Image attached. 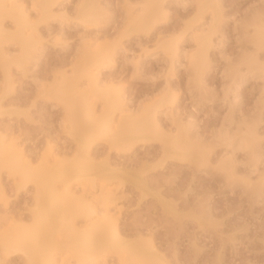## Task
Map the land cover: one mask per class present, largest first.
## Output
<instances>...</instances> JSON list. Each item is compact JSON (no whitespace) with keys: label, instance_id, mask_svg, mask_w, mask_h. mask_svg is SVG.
<instances>
[{"label":"rangeland","instance_id":"1","mask_svg":"<svg viewBox=\"0 0 264 264\" xmlns=\"http://www.w3.org/2000/svg\"><path fill=\"white\" fill-rule=\"evenodd\" d=\"M21 1L32 4V0ZM82 1H62L53 21L31 12L33 28L25 31L34 29L44 36L46 49L25 70L11 66L13 82L7 91V75L0 57V131L15 138L30 159L26 179L7 166L0 167V237L14 223L32 226L35 213L47 209L48 192H43L42 201H38L34 182H25L33 175V169L53 170L56 158L62 159L66 169L79 159V142L67 121L58 84L77 78L78 70L88 64L84 43L89 41L114 47L115 61L112 66L99 67L100 77L105 84L125 92L128 108L133 110L172 94L176 116L158 114L162 125L175 133L177 124L191 117L196 125L191 127V133L208 152L197 159L179 158L166 156L158 139L140 140L130 149H119L106 138L97 137L89 147L93 163L98 166L94 180L71 182L72 190L81 199L78 208L92 206L113 212L125 242L136 246L151 239L156 257L163 264H264V80L254 73L264 65V45L258 43L255 33L258 24H264V0H220L222 20L210 50L212 66L201 71L188 59H183L173 71L170 54L165 50L166 41L183 34L189 22L199 25L211 20L208 11L200 19L198 0H186L185 5L179 0H165L167 13L147 31H126L128 19L141 12L143 0H97L105 12L99 22L62 27L59 19L73 20L75 7ZM3 25L11 34L16 30L11 17H5ZM59 31L64 35L56 40ZM187 34L180 44L192 55L197 51L196 42ZM13 42L7 40L4 49L18 50ZM222 70L228 74L225 76ZM86 80L85 76L80 77V88L85 87L91 94ZM228 87L234 90L226 95ZM234 94L235 116L255 125L259 135L253 153L236 151L232 162L235 176H231L223 167L230 152L215 132L225 128L229 99ZM89 102L95 114L100 115L103 100L90 98ZM77 105L82 106L80 100ZM247 178L252 185L245 182ZM52 186L56 201L60 202L65 194L62 180ZM102 191L109 195L104 196ZM90 221L84 215L74 218L76 227ZM98 254V264H136L127 253L120 255L115 249ZM67 255L71 264H79L76 257ZM0 264H27V258L22 251L7 254L0 243Z\"/></svg>","mask_w":264,"mask_h":264},{"label":"bare ground","instance_id":"2","mask_svg":"<svg viewBox=\"0 0 264 264\" xmlns=\"http://www.w3.org/2000/svg\"><path fill=\"white\" fill-rule=\"evenodd\" d=\"M62 1L64 0H32V4L28 6L21 0H0V57L7 75L6 91L11 88L13 82L10 72L11 66L15 64L25 70L32 60L36 63L44 53V49H46L44 36L36 33L34 29L30 33L25 31L28 27L33 28L32 11L39 13L41 19H51L53 21L58 15L56 8L62 4ZM179 1L185 5L186 0ZM164 2L165 0H143L141 12L130 16L126 24V31L149 30L167 13ZM75 9L76 15L73 20L67 21L65 17L59 19L62 27L70 24L97 23L105 13L97 0H84ZM206 11L211 15L208 24L204 21L199 25H196L197 22L195 24L189 22L183 34L166 41L165 50L170 54V65L173 71L177 68V64H182L183 59H188L189 63L199 71L212 66L210 50L214 46V34L222 20L220 0H198V14L201 20L204 18L203 14ZM131 12L134 11L131 10ZM5 17H11L15 22L16 30L12 34L3 25ZM200 19L198 22L201 21ZM60 30L62 31L63 28ZM63 33L57 32L55 39L61 40ZM186 33H188L190 39H194L196 42L197 51L192 55H189L180 44V39ZM255 33L258 43L264 45V24H258ZM9 39L14 40L12 44L18 45V50H11V52L4 49V43ZM93 45H96V47H93ZM114 51V47H106L98 45L96 42L86 41L84 43V56L85 59L89 60L88 64L78 70L77 78H67L58 84V88L62 93L61 100L64 102L67 111V121L71 125L72 134L79 142L80 155L79 159L69 164L66 169H63L62 159L56 158L55 169L51 170L46 167L33 169L31 171L33 175L25 180V182L29 180L34 182L39 194L38 201H42L43 192H48L45 200L47 209L43 212L37 211L34 224L28 228L22 222L11 225L7 232L0 237V243L7 254L13 251H22L26 255L27 264H71L67 254L76 257L79 264H98L97 254L108 249H115L120 255L124 252L127 253L128 259L136 264H163L160 258L156 257L158 253L151 239H148L147 243H139L136 246L125 242L118 229L117 217L112 214L113 212L99 211L92 206L89 209L78 208L81 199L71 188L73 180L79 182L84 179L94 180L98 166L93 163L89 147L97 137L106 138L119 149H130L135 142L140 140L158 139L162 143L166 156L179 158L197 159L208 152L207 148L197 143L191 133V127L196 126L195 120L191 117L186 121L179 122L175 133L168 132L162 125L158 114L169 115V118L176 116L177 106L174 107L175 97L172 94L163 95L158 102L139 103L140 105L136 109L131 110L125 105V92L103 82L104 78L102 80L100 77L99 67L102 64L112 66L115 61ZM81 53L83 54V52ZM224 55L226 58V54ZM107 67L109 68V66ZM226 70H222L225 76L228 74ZM254 73L264 80V65L255 70ZM82 76L87 78L86 82L90 85L91 94L84 86H82L84 88H80L79 83ZM232 90L228 87L226 95ZM261 93L264 94V85L261 88ZM90 98L93 100L101 98L103 100L104 109L100 115L95 114L93 105L89 102ZM236 98L237 95L234 94V97L229 99V112H227L225 118V128H220L221 130L219 129L220 131L215 132L216 135L214 134L219 141L226 145L228 148L226 149L230 152V159L223 167L229 171L231 176H235L232 162L236 151L249 150L253 153L254 142L259 135L258 128L248 123L244 116L246 120L241 118L242 116L240 118L235 116ZM79 100L82 103L81 107L77 105ZM29 165L30 159L23 149L17 146L15 138L10 139L6 133L0 131V167L7 166L26 179L30 170ZM252 168L254 167L251 166ZM58 179L62 180L65 190L64 196L60 197V202L56 201L55 192L51 190L52 185ZM245 182L252 185L249 178L245 179ZM102 192H104V196L109 195L108 191ZM62 203L64 205L58 207ZM81 215L89 216L91 221L84 226L76 227L74 218ZM54 219L55 221H53ZM46 229L50 230V233H47L48 235L42 233Z\"/></svg>","mask_w":264,"mask_h":264}]
</instances>
